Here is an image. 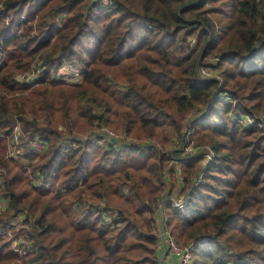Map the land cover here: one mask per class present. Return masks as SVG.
Returning a JSON list of instances; mask_svg holds the SVG:
<instances>
[{"label": "trees", "instance_id": "obj_1", "mask_svg": "<svg viewBox=\"0 0 264 264\" xmlns=\"http://www.w3.org/2000/svg\"><path fill=\"white\" fill-rule=\"evenodd\" d=\"M98 1L0 0L2 217L30 216L20 231L26 254L0 240V264H158L159 204L163 228L191 246L192 264H264V0ZM210 55L221 86L199 80ZM36 58L39 79L17 81ZM64 64L80 68L79 82L55 78ZM16 125L20 166L4 155ZM100 125L156 147L77 136ZM186 126L198 148L188 157ZM36 137L47 144L39 154ZM203 145L214 159L192 186ZM178 192L188 195L182 212L168 200Z\"/></svg>", "mask_w": 264, "mask_h": 264}, {"label": "built area", "instance_id": "obj_2", "mask_svg": "<svg viewBox=\"0 0 264 264\" xmlns=\"http://www.w3.org/2000/svg\"><path fill=\"white\" fill-rule=\"evenodd\" d=\"M98 4L102 6H108L111 4V2L110 0H99ZM1 39L2 37L0 36V42ZM192 44H193V40L191 41L190 45ZM2 62L3 59L2 56L0 55V65L2 64ZM216 62H217V58H215V61L210 65L202 64L200 66L198 73V76L200 78L199 80L215 79L219 82V86H221V79H218L215 73L216 68L213 67V65ZM44 70H45V65L36 58L31 67L32 74L41 75ZM57 75L59 76V74ZM55 78L58 80H63L65 82H68L66 78L60 79L57 76ZM17 81L22 83L33 82L28 80L25 81L17 80ZM217 95H218V99L220 100H223L225 102H232V97L226 94L225 92L219 91ZM232 119L237 124L242 126H254V127L261 126L259 120L253 117H249L247 115H234ZM61 128L63 129L62 126ZM184 133L186 137H188L192 133V130H190L188 126H186L184 129ZM21 135L22 134L20 133L19 134L14 133V136L11 139L5 151L6 158L17 159V157L22 158V156L24 155V150L20 146ZM92 139H96V142H99L101 145H105L104 143H106L107 145H115L114 148L116 147V149L121 147L122 144L121 142H123L124 145L128 147L130 146L136 147L141 145L140 143L128 144L126 142L127 138L125 139L124 137L117 136V133H115L112 129L102 125H100L98 128H95V131H91L85 140H92ZM71 141L65 144H67L69 147L78 145L77 143ZM151 145L153 144L145 143V146H151ZM194 145H195L194 141L192 140L190 141L187 139L186 142L180 147L182 148V155L186 157L196 155L198 152V148L195 147ZM30 147L36 151H41V150L45 151L47 148V144L42 140H40L39 137H36L30 142ZM213 159H214V153L212 150L205 148L201 151L198 159L201 167V171L193 180L192 186H195L198 183H200L203 171L213 161ZM180 162L181 160H175V162H172L173 165H171L172 163L169 164L176 168V174L178 180L182 179V175L180 173ZM36 182H37L36 185H41L40 182L38 181ZM2 185H3V181H1V176H0V188L2 187ZM187 199H188V195L182 194L181 192L180 193L178 192L176 195H174V197H170V198L168 197L171 206L179 212H182L184 210L187 203ZM8 202L9 200L0 194V240L7 241L15 253L19 255H25L26 247L29 245L28 243L29 238L26 234L24 236L25 238H22L24 234H21L20 231L24 227H26L25 221L30 216L28 215L26 210H18L13 213L11 212V214H9V216L7 217H2V214H4V212L6 211ZM158 218H159V224H158V232L156 234L158 259L161 261L164 258H167L170 264H192L193 259H192L191 246L181 245L177 243L176 240L163 228L161 224L160 208H159Z\"/></svg>", "mask_w": 264, "mask_h": 264}, {"label": "rangeland", "instance_id": "obj_3", "mask_svg": "<svg viewBox=\"0 0 264 264\" xmlns=\"http://www.w3.org/2000/svg\"><path fill=\"white\" fill-rule=\"evenodd\" d=\"M103 7H107V6H103ZM22 17H25L24 15H22ZM193 45V44H192ZM2 59H3V57H2ZM204 64H206V65H210V64H212L214 61H215V58H213L212 57V55H210V57H208V58H204ZM3 63V62H2ZM3 64H1L0 66H2ZM79 72H80V68L77 66V65H69V64H64L63 65V67L58 71V74H59V76L58 75H56L57 77H59L60 79H62V78H66V80L68 81V82H79V80H80V74H79ZM215 73H216V76L218 77V79H221L220 78V75H219V70L218 69H215ZM14 78L16 79V80H20V81H25V80H28V81H33V82H35V81H37L38 79H39V75H35V74H32V72H31V68L29 69V70H25V72H23V73H17V74H14ZM58 80V79H57ZM96 109H98V108H94V110L96 111V114H98L99 115V110H96ZM230 116H231V114H230ZM234 115L232 114V117H233ZM61 126L63 127V129L61 128ZM64 129H66V127L64 126V125H62V124H60V123H58L57 124V130H61V131H63V132H65L64 131ZM91 131H95V130H93V129H87V130H85L83 133H80V134H77V136L79 137V139L80 140H83V141H88V142H90V143H94V144H98V145H101L99 142H96V139H92V140H85L86 139V137H88V135H89V133L91 132ZM113 131L115 132V133H117V136H120V137H124L125 139L127 138V140H126V142L128 143V144H135V143H137V144H141L143 141H144V143H151V144H153V145H155L150 139H139V138H135V137H131V136H125L124 134H122L121 132H120V130L119 129H114L113 128ZM15 133H20V134H22V129H21V127L20 126H18V125H16L15 126ZM175 138H176V135H172L171 136V143L168 145V146H176V140H175ZM188 138L191 140L192 139V141H194V139L196 138V136L195 135H192V134H190L189 136H188ZM175 140V141H174ZM174 141V142H173ZM107 146V145H106ZM155 147H156V145H155ZM157 147L159 148V146L157 145ZM203 148L205 149V148H208V149H210L209 148V146L208 145H203ZM211 150V149H210ZM35 152H37L38 154L39 153H41L40 151H36V150H34ZM5 155V154H4ZM110 160L112 159V158H109ZM14 160H17L18 161V165L20 166V165H22V164H25V162H24V159L23 158H19V157H17V159H14ZM16 162V161H15ZM172 162H175V160H173ZM171 162V163H172ZM170 164V162H168V165ZM167 165V166H168ZM171 165H173V163L171 164ZM170 165V166H171ZM196 171H201V167H200V164H199V161H197V163H196ZM198 174H199V172H198ZM197 174V175H198ZM168 180V179H167ZM34 185L35 184H37V182L36 181H34V183H33ZM166 186H170V183H167V185ZM2 189V188H1ZM1 191L2 190H0V194H1ZM5 198H8L9 199V197H7V196H5ZM159 208H161V206H159ZM109 216L108 217V219H107V217H105V219H106V222H110L113 218L115 219V217H117L116 216V213H114V212H110V213H107V214H103V216ZM25 236V234L22 236V238H25L24 237ZM174 238V237H173ZM175 239V238H174ZM176 240V239H175ZM176 242L177 243H179L177 240H176ZM180 244V243H179Z\"/></svg>", "mask_w": 264, "mask_h": 264}, {"label": "crops", "instance_id": "obj_4", "mask_svg": "<svg viewBox=\"0 0 264 264\" xmlns=\"http://www.w3.org/2000/svg\"><path fill=\"white\" fill-rule=\"evenodd\" d=\"M159 224V223H158ZM158 264H170L169 260L167 258H164L163 260L158 259Z\"/></svg>", "mask_w": 264, "mask_h": 264}, {"label": "water", "instance_id": "obj_5", "mask_svg": "<svg viewBox=\"0 0 264 264\" xmlns=\"http://www.w3.org/2000/svg\"><path fill=\"white\" fill-rule=\"evenodd\" d=\"M114 141V140H113ZM161 199H159V202H160Z\"/></svg>", "mask_w": 264, "mask_h": 264}]
</instances>
